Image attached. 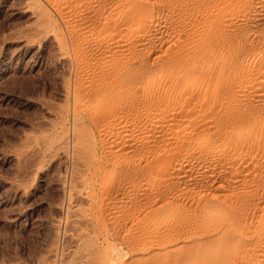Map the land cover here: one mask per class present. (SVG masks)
<instances>
[{
    "label": "bare ground",
    "instance_id": "bare-ground-1",
    "mask_svg": "<svg viewBox=\"0 0 264 264\" xmlns=\"http://www.w3.org/2000/svg\"><path fill=\"white\" fill-rule=\"evenodd\" d=\"M31 1L63 26L43 144L108 222L41 264H264V0Z\"/></svg>",
    "mask_w": 264,
    "mask_h": 264
},
{
    "label": "rangeland",
    "instance_id": "rangeland-1",
    "mask_svg": "<svg viewBox=\"0 0 264 264\" xmlns=\"http://www.w3.org/2000/svg\"><path fill=\"white\" fill-rule=\"evenodd\" d=\"M35 6L31 0H0V264H41L55 248L67 249L73 228L107 233L108 226L90 198L67 211L60 187L65 172L43 144L63 100L57 38L63 26L53 16L52 36L40 40ZM34 148L37 154H31ZM111 243L120 251L117 241ZM104 256L108 262L114 252Z\"/></svg>",
    "mask_w": 264,
    "mask_h": 264
}]
</instances>
